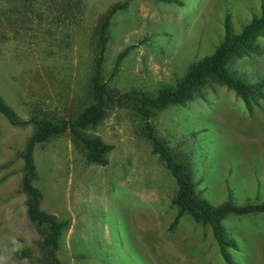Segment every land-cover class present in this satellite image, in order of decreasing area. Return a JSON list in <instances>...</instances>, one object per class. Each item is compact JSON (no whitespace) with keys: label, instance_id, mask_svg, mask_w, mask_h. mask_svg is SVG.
I'll list each match as a JSON object with an SVG mask.
<instances>
[{"label":"rangeland","instance_id":"374dc122","mask_svg":"<svg viewBox=\"0 0 264 264\" xmlns=\"http://www.w3.org/2000/svg\"><path fill=\"white\" fill-rule=\"evenodd\" d=\"M122 1L0 0V96L20 118L74 117L91 102L100 23ZM260 11V0H130L110 20L103 80L118 93L154 95L214 50L226 13L239 32ZM257 43L261 54L231 67L264 83V38ZM150 122L187 156L201 197L216 205L230 191L238 204L264 201V98L248 109L233 90L209 84L184 105L155 110ZM144 125L135 103L124 102L110 104L86 129L113 145L106 165L88 163L67 132L36 145L41 207L68 220L61 264H226L209 226L184 215L168 231L176 184ZM31 132V125H11L0 115V264L46 263L41 229L28 219L21 190L19 154ZM222 224L238 245L228 249L235 264H264V212L229 214Z\"/></svg>","mask_w":264,"mask_h":264},{"label":"trees","instance_id":"16d2710c","mask_svg":"<svg viewBox=\"0 0 264 264\" xmlns=\"http://www.w3.org/2000/svg\"><path fill=\"white\" fill-rule=\"evenodd\" d=\"M129 1L124 0L113 5L100 23L99 52L90 77L91 102L74 117L55 118L33 114L29 118L23 119L0 96V115L8 123L32 126V132L19 154L23 159L21 190L26 193L25 212L28 219L38 229H41L42 245L46 249L45 264H61L57 251L60 237L68 220L59 219L54 213L41 207L42 191L34 183L37 177L34 160L35 147L41 142L67 132L81 145L88 163L106 165L108 163L107 154L112 150L113 145L98 135L87 134L86 129L103 120L110 104L124 102L135 103L137 112L145 118L143 133L150 141L152 152L162 161L175 181L176 191L171 198V203L176 207V213L168 225V231H172L177 226L182 216L189 215L195 222L210 227L225 263L235 264L228 249L237 250L238 245L236 240L225 230L222 220L229 214L243 215L264 212V201L238 204L233 201L230 191L228 199L216 205L201 197L196 191L194 170L187 156L172 149L163 137L155 133L150 117L155 110L170 105H184L195 96L200 95L209 84L224 85L233 90L248 109L251 108V103H258L260 99L264 98V83L262 81H251L231 67V64L239 58L261 54L262 50L257 39L264 38V0H260V13L253 15L239 32L233 31L230 15L226 13L223 20V38L214 50L192 61L174 85L161 86L154 95L137 90L118 93L103 80L102 64L109 41L110 20L118 10L126 8ZM159 1L177 3V0ZM128 49L129 46L116 56L111 75L118 69ZM17 253L23 254V251Z\"/></svg>","mask_w":264,"mask_h":264},{"label":"crops","instance_id":"0c3cea01","mask_svg":"<svg viewBox=\"0 0 264 264\" xmlns=\"http://www.w3.org/2000/svg\"><path fill=\"white\" fill-rule=\"evenodd\" d=\"M41 205H42V202H41ZM25 210H26V206H25ZM235 230V229H234ZM260 255V254H259ZM259 264H262V263H259Z\"/></svg>","mask_w":264,"mask_h":264}]
</instances>
